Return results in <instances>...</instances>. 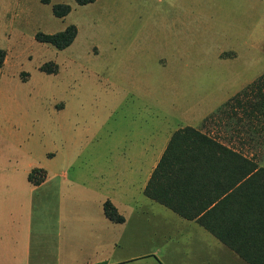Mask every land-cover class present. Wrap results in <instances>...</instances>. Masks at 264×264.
Wrapping results in <instances>:
<instances>
[{
	"label": "rangeland",
	"instance_id": "obj_1",
	"mask_svg": "<svg viewBox=\"0 0 264 264\" xmlns=\"http://www.w3.org/2000/svg\"><path fill=\"white\" fill-rule=\"evenodd\" d=\"M71 26L64 50L36 39ZM0 48V264H70L67 224L103 216L151 133L264 121V0H0Z\"/></svg>",
	"mask_w": 264,
	"mask_h": 264
},
{
	"label": "crops",
	"instance_id": "obj_2",
	"mask_svg": "<svg viewBox=\"0 0 264 264\" xmlns=\"http://www.w3.org/2000/svg\"><path fill=\"white\" fill-rule=\"evenodd\" d=\"M246 113L234 117L229 138H217L237 155L199 160L198 170L161 171L154 180L173 134L183 128L166 133L162 150L157 130L138 153L120 157V170L103 181V216L67 224L70 264H264V121ZM48 174L40 185L29 175L28 181L40 187ZM152 181L168 204L146 195ZM108 201L123 221L108 218Z\"/></svg>",
	"mask_w": 264,
	"mask_h": 264
},
{
	"label": "trees",
	"instance_id": "obj_3",
	"mask_svg": "<svg viewBox=\"0 0 264 264\" xmlns=\"http://www.w3.org/2000/svg\"><path fill=\"white\" fill-rule=\"evenodd\" d=\"M44 1L47 3L48 0ZM94 2L95 0H77V3L81 6ZM70 11L71 9L69 6L54 7V15L57 18H65ZM76 36L77 29L76 27L71 26L64 32L53 35L38 33L36 35V39L41 43L50 44L59 50H64L73 43ZM6 58V51L0 48V70L5 66ZM246 94L247 91H244V95ZM220 112L224 113L223 110H219V114ZM217 154L237 155L236 152L231 151L229 148L219 143L216 138L208 133H203L200 129L193 127L180 129L173 134L165 155L154 173V180L161 171L174 174L177 172L184 173L192 170H198L199 166L203 165V163H200L199 160L210 158L211 156H215ZM37 172L41 173L42 170L34 169L29 175V181L35 185H40L45 181L46 176L44 174V177L35 179V173ZM145 193L159 202L168 204V201H165L158 195V190L154 187L153 181L149 184ZM104 211L108 218L112 221H123V218L118 214L116 208L111 202L108 201L105 203Z\"/></svg>",
	"mask_w": 264,
	"mask_h": 264
}]
</instances>
